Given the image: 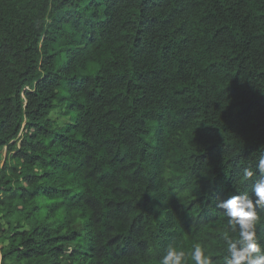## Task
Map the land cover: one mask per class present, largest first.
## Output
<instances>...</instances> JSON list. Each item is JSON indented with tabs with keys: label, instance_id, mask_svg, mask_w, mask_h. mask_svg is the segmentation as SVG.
Masks as SVG:
<instances>
[{
	"label": "trees",
	"instance_id": "trees-1",
	"mask_svg": "<svg viewBox=\"0 0 264 264\" xmlns=\"http://www.w3.org/2000/svg\"><path fill=\"white\" fill-rule=\"evenodd\" d=\"M261 154L264 0H0V264H224Z\"/></svg>",
	"mask_w": 264,
	"mask_h": 264
},
{
	"label": "clouds",
	"instance_id": "clouds-1",
	"mask_svg": "<svg viewBox=\"0 0 264 264\" xmlns=\"http://www.w3.org/2000/svg\"><path fill=\"white\" fill-rule=\"evenodd\" d=\"M243 177H257L251 185V192L239 191L227 199L217 198L216 207L224 211L231 232L238 231V238L225 233L223 240L226 244L224 264H264V245L257 235L261 215L258 211L264 206V154H261L255 164L243 168ZM195 264H213V259L206 252V246L196 244L191 252ZM186 253L169 246L161 259V264H184Z\"/></svg>",
	"mask_w": 264,
	"mask_h": 264
},
{
	"label": "rangeland",
	"instance_id": "rangeland-1",
	"mask_svg": "<svg viewBox=\"0 0 264 264\" xmlns=\"http://www.w3.org/2000/svg\"><path fill=\"white\" fill-rule=\"evenodd\" d=\"M60 95H64L65 93L64 92H62L61 90H60ZM50 118L55 122V124L57 125V126H62V125H64L65 123H67L68 121V119H67V117L66 116H64L63 115V109H62V107H61V104H60V106L58 105L57 107H56V109H54L52 112H51V114H50Z\"/></svg>",
	"mask_w": 264,
	"mask_h": 264
}]
</instances>
